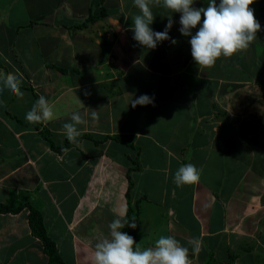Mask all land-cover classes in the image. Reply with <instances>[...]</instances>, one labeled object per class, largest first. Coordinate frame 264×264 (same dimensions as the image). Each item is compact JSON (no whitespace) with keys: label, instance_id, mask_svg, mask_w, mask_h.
<instances>
[{"label":"crops","instance_id":"0c3cea01","mask_svg":"<svg viewBox=\"0 0 264 264\" xmlns=\"http://www.w3.org/2000/svg\"><path fill=\"white\" fill-rule=\"evenodd\" d=\"M98 1L0 0V74L22 76L24 93L0 81V204L25 206L0 214V264H50L27 205L43 215L65 264H93L95 244L127 214L128 173L139 244L171 235L192 264L213 256L217 264H264V0L250 5L261 25L255 41L212 67L193 60L180 13L152 8L150 27L164 31L172 16L177 43L148 49L133 39L134 0H103V9ZM92 14L101 18L83 26ZM41 95L56 118L29 123ZM141 95L154 103L133 108ZM73 112L88 124L57 153L42 133L63 146ZM189 163L202 169L200 181L177 186L176 171Z\"/></svg>","mask_w":264,"mask_h":264},{"label":"clouds","instance_id":"9594fccd","mask_svg":"<svg viewBox=\"0 0 264 264\" xmlns=\"http://www.w3.org/2000/svg\"><path fill=\"white\" fill-rule=\"evenodd\" d=\"M255 0H208V6L193 7L194 0H134V6L139 14L133 17V39L148 49H155L158 43L171 40L169 31L174 24L172 16H168V23L164 31L156 32L150 25L155 16L152 8L162 6L172 13H180L179 32L184 37H190L191 56L195 63L203 67H212L220 57H231L235 53L246 50L255 41L261 25L256 20L254 9L250 7ZM203 16V22L201 24ZM201 25L193 35L192 29ZM0 81L19 97L24 95L20 87L22 76L7 73L0 74ZM154 103V97L141 95L132 99L129 104L133 108L137 105L146 106ZM56 118L54 106L41 95L31 110L26 113L25 119L29 123L51 121ZM93 120L98 118L97 112H91ZM71 122L63 125L64 132L70 142H76L82 132L80 125H87L88 120L79 112H73ZM202 169L191 163L182 165L174 175L177 186L196 184L200 181ZM126 210L121 212L119 218L109 224L110 237L104 238L95 244L92 254L93 264H192L189 258V248L171 235H161L153 247L141 249L132 236L123 232L126 226L135 229V220L129 222L123 217ZM192 251L198 253L200 242L193 240Z\"/></svg>","mask_w":264,"mask_h":264},{"label":"trees","instance_id":"16d2710c","mask_svg":"<svg viewBox=\"0 0 264 264\" xmlns=\"http://www.w3.org/2000/svg\"><path fill=\"white\" fill-rule=\"evenodd\" d=\"M98 2H99L97 5L98 8L99 7L102 8L101 4L103 0H99ZM96 14H92L90 18H88L87 21L83 22L82 23L84 24L83 26L87 25L90 22L93 23L99 18H101L100 17L101 15H96ZM63 71L73 73L75 70L74 71L73 70H70V71L63 70ZM260 86L264 89V77L261 79ZM42 135L44 139L48 142L50 148L57 153L63 154L71 146V142L68 139H66L63 146H56L54 142L52 141V139L50 138L48 131L43 132ZM117 139H123V138L117 137ZM127 176L129 179V187H128V192H127L128 204H127V214L124 219L128 220L129 222H131L132 220H135L136 224L138 225V222L140 220V208L138 204H132V202L129 201L130 191L133 187V182L131 180L129 173ZM24 207L25 206L22 205V206H19L13 209V208L8 207L7 205L0 204V214L1 213H17L21 211ZM27 208L29 209V223H30L32 233L42 241L43 246H44V252L49 257L50 264H65L63 260L61 259L60 255L58 254L54 241L50 239L49 236L47 235L43 215L41 214V212L34 209L31 205H27ZM122 231L127 232L130 236L134 238V240H136L137 233H138V226L135 229H132L131 227L126 226L124 229H122Z\"/></svg>","mask_w":264,"mask_h":264},{"label":"rangeland","instance_id":"374dc122","mask_svg":"<svg viewBox=\"0 0 264 264\" xmlns=\"http://www.w3.org/2000/svg\"><path fill=\"white\" fill-rule=\"evenodd\" d=\"M101 178V177H100ZM248 181H249V178H248ZM140 241L142 242V243H138V241H137V237H136V240H135V242L137 243V244H139V246H140V248L141 249H146V248H149V247H152V241L153 240H151L148 236H145V237H143V238H140ZM146 243V244H145ZM154 246V245H153ZM215 256H213L212 258H210V260L208 261L209 263H211V264H217V263H214V262H217V261H215Z\"/></svg>","mask_w":264,"mask_h":264}]
</instances>
